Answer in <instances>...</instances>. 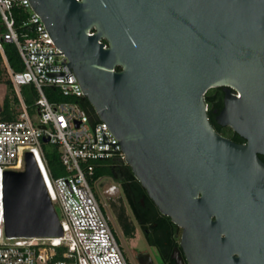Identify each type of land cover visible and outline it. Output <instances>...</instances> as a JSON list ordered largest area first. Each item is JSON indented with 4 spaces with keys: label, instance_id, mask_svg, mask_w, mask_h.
<instances>
[{
    "label": "water",
    "instance_id": "95a60500",
    "mask_svg": "<svg viewBox=\"0 0 264 264\" xmlns=\"http://www.w3.org/2000/svg\"><path fill=\"white\" fill-rule=\"evenodd\" d=\"M31 3L188 264H264V0ZM215 88L218 124L245 143L212 124ZM5 232L64 234L31 152L5 175Z\"/></svg>",
    "mask_w": 264,
    "mask_h": 264
},
{
    "label": "built area",
    "instance_id": "2783aa9c",
    "mask_svg": "<svg viewBox=\"0 0 264 264\" xmlns=\"http://www.w3.org/2000/svg\"><path fill=\"white\" fill-rule=\"evenodd\" d=\"M16 8L29 12L25 22L28 29L23 34L15 26ZM0 15V56L18 99L17 119L0 121V264H130L91 184L103 162L116 159L127 164L119 139L107 123H92L78 103H53L46 95L45 88L55 87L65 97L86 98L68 57L34 12L31 0H0ZM6 43L17 46L23 71H15L10 65ZM25 85L36 87L38 123L22 94ZM44 139L59 146L65 175L53 173ZM27 152L33 154L52 203L56 210L59 208L61 237L6 236L5 175L7 171L25 170ZM106 178L94 182L100 185ZM60 249H64L63 258H58Z\"/></svg>",
    "mask_w": 264,
    "mask_h": 264
},
{
    "label": "trees",
    "instance_id": "16d2710c",
    "mask_svg": "<svg viewBox=\"0 0 264 264\" xmlns=\"http://www.w3.org/2000/svg\"><path fill=\"white\" fill-rule=\"evenodd\" d=\"M14 17H15V26L17 31L20 34H23L27 32V26H25V22L28 21L29 18V12L26 10H23L21 8H16L14 10ZM5 51L9 60L10 65L15 71H23L25 69L23 61L21 59V56L19 54L18 48L13 43H6L5 44ZM3 65V59L0 56V83H4L7 85V93L4 98L3 103V111L0 113V121H14L17 119V108L16 105L18 104V99L15 94V91L13 89V85L10 80L4 81L1 78L2 74V67ZM47 96L53 103H59V102H76L78 103L82 108L86 110V112L89 115L90 121L92 123L100 122V118L98 114L96 113L93 106L90 104L87 98H69L65 97L61 91L58 88L55 87H47ZM22 94L24 96V99L28 105V107H31L33 105H36V99L38 97V93L36 90V87L34 85H25L22 87ZM222 96V93L220 91V88H215L210 90L206 95V101L207 103H212L214 100H216L218 97ZM209 117L214 125L217 132H221V127L216 124L213 116V112H209ZM230 134L233 135V131L230 130ZM236 138H239L236 135ZM47 159L49 161L50 167L53 171V173L58 176L60 173V170L63 169L64 175L66 174L65 167L61 163V153L60 151L56 150L54 153L49 152L46 150ZM264 159V158H263ZM64 167V168H63ZM101 177H108L113 179L116 182L121 183L124 186L125 194L127 196L131 195V190L137 188V194L140 195L139 198H143V195H148L146 190L142 187L140 182L136 179L131 167L121 161H118L116 159L114 160H108L106 162H103V165L97 168L94 179H98ZM137 185V186H136ZM115 206V203H113ZM134 211L136 213V216L138 219L141 220L143 223H150L153 225V223L158 222L160 224V227L166 228V233L159 239L152 238L150 240V244L154 246L160 247V250H164L165 247L163 246V241H166L169 245V249L172 250L173 248L178 246V239L176 236V230L178 226L174 224L170 217H167L160 213L158 207L155 205V203L146 196V207L144 208L140 201L137 202V204H134L132 202ZM120 221L124 227V229H128L126 222L124 221L123 216L119 215ZM160 230V229H158ZM64 249H60L59 257L63 258L62 253Z\"/></svg>",
    "mask_w": 264,
    "mask_h": 264
},
{
    "label": "flooded vegetation",
    "instance_id": "af4514ba",
    "mask_svg": "<svg viewBox=\"0 0 264 264\" xmlns=\"http://www.w3.org/2000/svg\"><path fill=\"white\" fill-rule=\"evenodd\" d=\"M220 91L222 93V96L218 97L216 100H214V102L209 103V112L212 111L213 112V116L214 118H212V120L214 119V121L216 122V124L218 126H220L216 120V116L217 113H215V110H218V112H221L225 106V92L223 88H220ZM222 130H220L221 132H219L221 135L230 138L231 140L237 142V143H245L246 140L244 138H242L241 136H239L236 132L233 131V129L231 127H223L220 126ZM227 129H230L233 131V135L230 134V130L227 131ZM236 135L239 138H236ZM262 160L264 161V156H261ZM113 180V179H112ZM114 181V180H113ZM118 184V185H117ZM141 184V183H140ZM116 185L115 189H112V186ZM120 189L121 195H119V201H121L119 204H115L114 205H110V212H111V216H109L110 218V222H112V220L114 219L119 228L121 229L122 232V236L123 239L127 245V248H129L130 251V256L131 258L129 259L123 246L122 250L124 252V255L126 257V259L128 260V262L130 264H188L185 254L182 250V248L180 247V234H181V230H176V236L178 239V246L180 251L179 254L177 255V257L179 258H173L174 254H175V248H173L172 250H170L168 247L169 245L167 244L166 241H163V246L165 247V249L162 251L160 250V247L158 246H154L150 244V240L152 238L154 239H159V237L161 238L163 235H165L166 233V228L165 227H160V224L158 222L150 224V223H143L141 222L140 219L137 218L136 213L134 211L132 202H134V204H137L138 201H140L141 205L145 208L146 207V196L149 197V195H143L144 197L139 198L140 195H136L137 194V188L131 190V195L127 196L125 194V190H124V186L115 181V184H109L106 192L110 195L115 194L116 190ZM137 186V185H136ZM143 187V186H142ZM144 188V187H143ZM139 189V188H138ZM147 192V191H146ZM148 194V193H147ZM150 198V197H149ZM151 199V198H150ZM119 215L123 216L124 221L127 224L128 229H124ZM160 229V230H158ZM141 234L144 239L146 240V242L148 243L149 247L152 248L153 250H155L157 253L160 254V256L163 259V263H160L158 261V258H156V256L153 254V252L149 249H145V250H138V249H134V248H130V243L132 242V240L137 236V234ZM128 249V250H129Z\"/></svg>",
    "mask_w": 264,
    "mask_h": 264
},
{
    "label": "rangeland",
    "instance_id": "374dc122",
    "mask_svg": "<svg viewBox=\"0 0 264 264\" xmlns=\"http://www.w3.org/2000/svg\"><path fill=\"white\" fill-rule=\"evenodd\" d=\"M0 23H1V15H0ZM1 69H2L1 78L4 81L9 80V77L7 75V72L5 70L4 65H2ZM5 93H7V85L4 84V83H0V101L2 103V106H3V103H4L3 96H4ZM45 93L47 95L46 88H45ZM37 99H38V97H37ZM37 99H36V101H37ZM29 111H30V114H31L33 120L36 123H38L39 122V111H38V107L36 105H33V106L29 107ZM229 130L230 129H227V131H229ZM45 147H46V150H48L49 152H52V153H54L56 150L60 151V148H59L58 145H53V144L47 143V144H45ZM63 175H64V172H63V169H62V170H60V173H59L58 176H63ZM91 184H92V186L94 188V191L96 193L97 198L99 199V201L101 202V204L104 205V209H105L106 213L109 216H111L110 205H113V203H115V204L118 203L119 204L121 202V201H119V198H118L119 195H121L119 186H118V189L116 190L115 194L110 195V194H108L106 192V189H107V187H108L109 184H115V181H113L111 178H106V179L102 180L99 183L100 185H98L97 183H95L94 182V179L91 178ZM57 210H58V212H60L59 211V208H57ZM111 225L113 226V229L116 232V235H117V238H118L119 243H121V245L123 246V248H124V250H125L128 258L130 259L131 256H130L129 253H130L131 250L129 248H127V245H126V243H125V241L123 239V236H122L121 229L119 228L117 222L114 219L112 220ZM179 240H180V237H179ZM130 246H131L130 248H134V249H138V250H145V249L151 250L153 252V254L156 256V258H158V261L160 263H163V259L160 256V254L157 253L155 250H153L152 248L149 247L148 243L146 242V240L144 239V237L141 234H139V233L137 234V236L130 243Z\"/></svg>",
    "mask_w": 264,
    "mask_h": 264
},
{
    "label": "crops",
    "instance_id": "0c3cea01",
    "mask_svg": "<svg viewBox=\"0 0 264 264\" xmlns=\"http://www.w3.org/2000/svg\"><path fill=\"white\" fill-rule=\"evenodd\" d=\"M6 93L4 94L3 98H5Z\"/></svg>",
    "mask_w": 264,
    "mask_h": 264
}]
</instances>
